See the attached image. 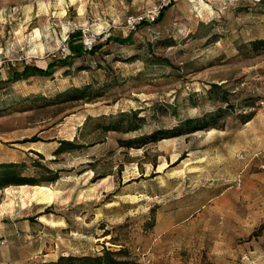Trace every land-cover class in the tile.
Masks as SVG:
<instances>
[{
	"label": "rangeland",
	"instance_id": "374dc122",
	"mask_svg": "<svg viewBox=\"0 0 264 264\" xmlns=\"http://www.w3.org/2000/svg\"><path fill=\"white\" fill-rule=\"evenodd\" d=\"M161 1L0 0V264H264V0Z\"/></svg>",
	"mask_w": 264,
	"mask_h": 264
},
{
	"label": "trees",
	"instance_id": "16d2710c",
	"mask_svg": "<svg viewBox=\"0 0 264 264\" xmlns=\"http://www.w3.org/2000/svg\"><path fill=\"white\" fill-rule=\"evenodd\" d=\"M129 37H130V34L127 33L124 37H117L115 38V40L124 42V41H127ZM251 44L253 45V48L255 49L257 48L264 49V38L253 39L251 41ZM99 46L100 44H94L93 47L89 50H92L95 47H99ZM75 50L78 51L79 47H77ZM55 62H56V59L46 63L44 66L39 65L37 63H34V64L25 63L20 74H25L29 70H33L40 74H47L49 72V69L53 66ZM14 74H18V73L14 72ZM193 120L194 119L192 118H187L186 120H184L183 123L190 124ZM158 132L160 131L156 130L153 133H150L149 137H152V138L155 137ZM62 142L65 143L66 141H61L60 144ZM1 164H4V166H8L9 164H12V163H1ZM5 172H8V171H5ZM10 178H12V180L14 181H17V183L26 182V181H21L26 178L23 176H13ZM119 250L120 249L112 250L107 247H103L101 252L95 253V254L59 255L55 261H51L50 263L51 264H125L127 261L117 255Z\"/></svg>",
	"mask_w": 264,
	"mask_h": 264
},
{
	"label": "built area",
	"instance_id": "2783aa9c",
	"mask_svg": "<svg viewBox=\"0 0 264 264\" xmlns=\"http://www.w3.org/2000/svg\"><path fill=\"white\" fill-rule=\"evenodd\" d=\"M169 1L170 0H163L161 1V3L155 6L146 8L138 13L127 15L126 18L124 19V27L130 30V29H133L137 24L141 22L156 21L161 7ZM94 39H95L94 33L84 35L81 38L82 47L87 50L91 49L94 45ZM66 40L67 39L65 37L63 42L58 46L60 53H63V54L69 53V48H68Z\"/></svg>",
	"mask_w": 264,
	"mask_h": 264
},
{
	"label": "bare ground",
	"instance_id": "6f19581e",
	"mask_svg": "<svg viewBox=\"0 0 264 264\" xmlns=\"http://www.w3.org/2000/svg\"><path fill=\"white\" fill-rule=\"evenodd\" d=\"M37 34H38L37 30H35V31H34V35H37Z\"/></svg>",
	"mask_w": 264,
	"mask_h": 264
}]
</instances>
